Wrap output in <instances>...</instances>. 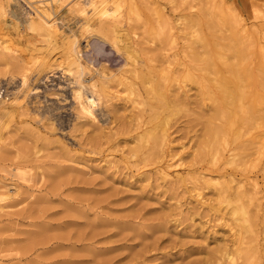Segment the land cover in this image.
I'll list each match as a JSON object with an SVG mask.
<instances>
[{"label": "rangeland", "instance_id": "obj_1", "mask_svg": "<svg viewBox=\"0 0 264 264\" xmlns=\"http://www.w3.org/2000/svg\"><path fill=\"white\" fill-rule=\"evenodd\" d=\"M0 83V264H264V0H0Z\"/></svg>", "mask_w": 264, "mask_h": 264}, {"label": "bare ground", "instance_id": "obj_2", "mask_svg": "<svg viewBox=\"0 0 264 264\" xmlns=\"http://www.w3.org/2000/svg\"><path fill=\"white\" fill-rule=\"evenodd\" d=\"M17 3V2H16ZM40 5V4H39ZM26 6V5H25ZM80 8V7H79ZM2 9V8H1ZM27 9H28V7H26V11H27ZM2 12V11H1ZM45 18V17H44ZM214 26V25H213ZM215 27V26H214ZM260 65V64H259ZM258 67V66H257ZM25 85V84H24ZM9 95V94H8ZM76 97V102H77V104H78V106H79V109L80 110H83L84 111V106H83V102H82V98L79 96V95H76L75 96ZM74 97V98H75ZM0 98H1V96H0ZM1 100H2V98H1ZM90 116V115H89ZM217 130V129H216ZM18 167V166H17ZM23 167V166H22ZM19 168V167H18ZM18 168L15 170V172L13 173V174H15L14 176H20L21 177V175H20V172L18 171ZM10 172V171H9ZM9 174V173H8ZM25 174V173H24ZM9 176H10V174H9ZM22 178V177H21ZM22 179H24V178H22ZM29 180V179H28ZM34 180V179H33ZM28 183V182H27ZM244 243V242H243ZM241 245V244H240ZM239 245V246H240ZM258 246V245H257ZM252 249H254V247H252V248H250V249H247V248H242V250H243V253H245V254H248V252L249 251H251L250 253H257V249H254V250H252ZM225 251V250H224ZM232 251V250H231ZM255 251V252H254ZM235 253V252H234ZM242 255V254H241ZM241 257V256H240ZM243 257V256H242ZM220 260L221 259H224V260H229V264H233L234 263V261L232 260V258H229L228 257V254L227 253H225V254H223L220 258H219ZM218 261V260H217ZM257 261V260H256ZM245 262V261H244ZM213 264V263H212ZM258 264H260L259 262H258Z\"/></svg>", "mask_w": 264, "mask_h": 264}, {"label": "built area", "instance_id": "obj_3", "mask_svg": "<svg viewBox=\"0 0 264 264\" xmlns=\"http://www.w3.org/2000/svg\"><path fill=\"white\" fill-rule=\"evenodd\" d=\"M5 93L4 85L0 83V96H2Z\"/></svg>", "mask_w": 264, "mask_h": 264}, {"label": "crops", "instance_id": "obj_4", "mask_svg": "<svg viewBox=\"0 0 264 264\" xmlns=\"http://www.w3.org/2000/svg\"><path fill=\"white\" fill-rule=\"evenodd\" d=\"M238 3H240L242 0H236Z\"/></svg>", "mask_w": 264, "mask_h": 264}]
</instances>
